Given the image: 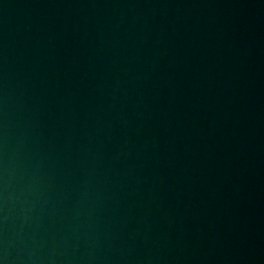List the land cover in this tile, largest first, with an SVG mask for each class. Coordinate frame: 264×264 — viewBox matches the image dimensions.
<instances>
[{"label":"water","instance_id":"1","mask_svg":"<svg viewBox=\"0 0 264 264\" xmlns=\"http://www.w3.org/2000/svg\"><path fill=\"white\" fill-rule=\"evenodd\" d=\"M0 264H264V0H0Z\"/></svg>","mask_w":264,"mask_h":264}]
</instances>
